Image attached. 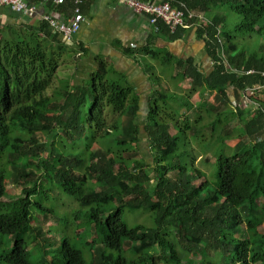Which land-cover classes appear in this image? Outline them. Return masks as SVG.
<instances>
[{"label":"trees","instance_id":"obj_1","mask_svg":"<svg viewBox=\"0 0 264 264\" xmlns=\"http://www.w3.org/2000/svg\"><path fill=\"white\" fill-rule=\"evenodd\" d=\"M72 1L60 6L70 11ZM172 4L202 18L173 32L158 20L157 32L176 40L194 28L212 63L205 73L193 57L178 59L172 79L209 97L191 121L166 110L167 90L152 89L142 125L150 163L138 151V95L123 75L98 59L86 77L61 76L68 42L50 27H0V264H85L70 239L79 235L90 237L88 254L98 244L89 264H264V42L248 53L235 40L264 30V0ZM245 89L255 108L239 114L229 106ZM191 140L203 143L209 172L195 165ZM55 190L77 207L63 215L75 228L53 248L50 230L32 221L56 214L43 203ZM140 211L150 225L125 222Z\"/></svg>","mask_w":264,"mask_h":264},{"label":"crops","instance_id":"obj_2","mask_svg":"<svg viewBox=\"0 0 264 264\" xmlns=\"http://www.w3.org/2000/svg\"><path fill=\"white\" fill-rule=\"evenodd\" d=\"M28 1L36 4L38 14L53 8L66 20L71 12V9L69 11L60 5H42L39 0ZM82 10L85 20L67 44L69 53L64 54L61 60L67 57L70 61L62 70L69 71L72 77L80 79L96 69L98 59L104 60L133 87L138 95L139 111L145 108L152 89L163 85L159 81L158 86L154 85V79L150 75L154 74L151 71L153 65L149 60L163 66L165 63L162 60L166 57L171 58L170 63L193 57L203 72L208 73L212 68L204 44L196 38L192 27L184 30L181 38L169 40L167 33L155 31L148 22L147 15L134 12L121 0H86ZM40 24L45 23L35 17L27 18L15 13L6 6L0 7L2 28L13 26L27 30L26 26H31L36 30ZM57 36L62 41L61 36ZM149 51L161 53L152 58L147 55ZM154 75L160 77L158 74ZM170 78L172 79L171 75Z\"/></svg>","mask_w":264,"mask_h":264},{"label":"rangeland","instance_id":"obj_3","mask_svg":"<svg viewBox=\"0 0 264 264\" xmlns=\"http://www.w3.org/2000/svg\"><path fill=\"white\" fill-rule=\"evenodd\" d=\"M227 18L230 21H235L238 22L239 18L232 12L227 14ZM235 40L237 41L239 47L243 48L245 51H247L248 53L251 52L252 50H254L255 48H257L260 43L264 42V30H260L257 32H251V33H246V34H239L237 33L235 36ZM70 61L69 58L64 57L59 65L58 68V72L60 73L61 76L64 77H68L70 74L69 71L66 70H62V68H65L66 63ZM153 67L151 68V71L154 74H158L160 75L159 77V84H163L160 86L161 90H167V101L165 102L166 106V110L167 111H174L175 114L177 116H179V118H187L188 120L193 121L196 114L198 113L197 110H199V105L202 102H205L208 97H209V93L207 90L201 88L199 90H197L194 93L190 94V85L187 84V81L183 80V81H177V80H173L170 78V75L173 72L174 69V64L173 63H165L163 66H158V64H156V62L149 60ZM64 62V63H63ZM155 86H158V84L156 83V81H153ZM189 93V99L188 102L192 105V108L190 109V107H187V105L184 103V95H187ZM250 90L245 89L243 94L238 93V99L234 100L233 104L230 105V108H233V110L237 113H243L245 112H250V110L255 108V104L253 102V99L249 98L248 96L250 95ZM177 98V102H175V99ZM231 99L233 100V97H231ZM178 102L182 103L181 105L178 104ZM163 103V102H162ZM162 103H159V105H162ZM146 107V106H145ZM162 107H164L162 105ZM187 108V109H186ZM145 109L143 108L139 111L138 114V119L136 120L138 125H139V136L141 138L139 144H138V151L139 154L141 155V157L147 162L150 163L151 162V157H150V149L148 147V143H147V139L145 137V133L142 130V125L144 122V114H145ZM239 113V114H240ZM203 114V113H202ZM178 119V117H177ZM205 120L207 119H203L202 123L203 124L205 122ZM173 133V129L170 130ZM203 132L205 133V135H208V131L203 129ZM191 147L193 150V153L196 155V160H195V165L199 168H201L202 170L209 172L211 170V162L209 163H203L202 159H200V155H202L204 152H206V150L203 147V143H201L200 141H194L191 140ZM236 140H227V143L229 145H233V143ZM19 188L14 187L13 185H8L7 186V193L8 194H17L19 191ZM53 196L55 197V199H49L48 201H44L43 203L46 205H55L56 207V214L54 216H51L50 214H47L46 216H42L41 214H37L35 216V219L32 221V225L35 226L36 228H41V230L48 236L51 237L49 235V231L51 232V235L54 236L53 237V248H55L56 246L59 245V237H61L64 232H70L72 231L75 227L74 224L70 222V220H68L67 222L64 221V216L65 213H69L72 209H75L77 207V202L74 199L71 198H66L64 195H62L60 192L58 193L56 190L53 191ZM124 220L126 223H128V225H133L136 222L139 223H143L145 225H150L151 224V220L149 219V216L146 212L140 211V212H136L134 214H127L126 216H124ZM77 229L80 228H76ZM20 234H23V232L21 231ZM84 234V233H83ZM71 242L73 243V245L80 249L83 253V256L85 258L86 263L85 264H89L91 261V255L95 254L96 255V245L98 244H93L92 246V251H90V254L87 253L86 249L90 247L89 244H87V239L88 241L90 240V237H88L86 239V235H79V236H71ZM34 244V243H33ZM100 247V245H99ZM29 248L36 253L35 247H33V245L31 244L29 246ZM53 248H50L51 253L53 252ZM163 252V251H162ZM106 253V252H105ZM118 255V254H115ZM190 258H192L193 260H198L200 259V255L199 254H194V255H190ZM58 264H62V262L57 261Z\"/></svg>","mask_w":264,"mask_h":264},{"label":"built area","instance_id":"obj_4","mask_svg":"<svg viewBox=\"0 0 264 264\" xmlns=\"http://www.w3.org/2000/svg\"><path fill=\"white\" fill-rule=\"evenodd\" d=\"M42 5L58 6L63 4L65 0H39ZM84 0H73V7L69 17L64 20L61 13L53 8L46 12H37V6L28 0H0V7L6 6L11 11L21 14L27 18L39 19L50 27L52 33L61 36L65 42H69L73 34H75L80 25L84 22L85 16L81 12V4ZM134 12L147 15L148 22L157 31L156 23L162 21L170 32H173L178 26L188 27L185 21L192 18L198 20L202 15L193 11L184 10V4L178 6L173 5L174 0H121ZM186 12V14H185ZM38 15V16H37ZM226 63V62H225Z\"/></svg>","mask_w":264,"mask_h":264}]
</instances>
